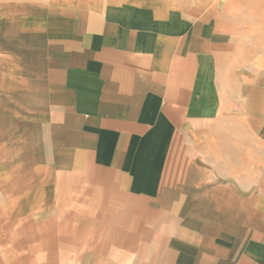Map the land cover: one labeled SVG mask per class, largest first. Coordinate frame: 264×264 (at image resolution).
<instances>
[{
  "label": "crops",
  "instance_id": "1",
  "mask_svg": "<svg viewBox=\"0 0 264 264\" xmlns=\"http://www.w3.org/2000/svg\"><path fill=\"white\" fill-rule=\"evenodd\" d=\"M79 6L1 80L0 221L49 264H264V63L148 0Z\"/></svg>",
  "mask_w": 264,
  "mask_h": 264
},
{
  "label": "rangeland",
  "instance_id": "2",
  "mask_svg": "<svg viewBox=\"0 0 264 264\" xmlns=\"http://www.w3.org/2000/svg\"><path fill=\"white\" fill-rule=\"evenodd\" d=\"M80 1L0 0V93L4 77L39 76L50 42L36 35L41 30L49 35L56 23L45 19L52 13H74L84 8ZM148 1L160 12L174 9L194 21L210 20L222 35L221 54L230 62L264 63V0ZM43 40L48 42L43 45ZM42 232L48 229L35 230L33 224L23 229L1 220L0 264H49L36 261L40 253L35 249V238Z\"/></svg>",
  "mask_w": 264,
  "mask_h": 264
}]
</instances>
